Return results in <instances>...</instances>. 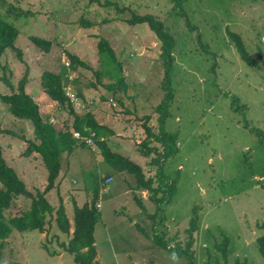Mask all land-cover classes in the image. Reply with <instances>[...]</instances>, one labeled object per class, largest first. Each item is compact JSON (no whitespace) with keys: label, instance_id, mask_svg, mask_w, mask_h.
I'll use <instances>...</instances> for the list:
<instances>
[{"label":"rangeland","instance_id":"rangeland-1","mask_svg":"<svg viewBox=\"0 0 264 264\" xmlns=\"http://www.w3.org/2000/svg\"><path fill=\"white\" fill-rule=\"evenodd\" d=\"M182 10H174L167 0H0V16L19 30L15 47L20 51L18 56L8 49L1 57L0 95L10 93L3 77L16 87L27 74L25 92L40 106L43 120L71 129L72 117L47 97L40 78L44 71L59 73L68 56L78 57L88 67L67 70L68 94H80L79 106L72 104L75 111L108 116L114 129L111 149L140 165L157 184L156 167L150 165L155 155L143 158L137 149L145 137L144 117L151 116L148 124L156 127L154 108L163 97L162 45L148 25L127 23L134 15L154 16L174 40L170 78L175 97L164 130L178 136V152L164 166L165 175L178 179L167 204L151 199L160 198V191L154 196L135 190L131 174L115 173L100 162L93 140V147L63 154L62 177L45 198L55 210L64 206L70 233H61L53 219L42 233L14 230L0 248V264H75L60 244L71 238L74 205L81 207L91 198L90 171L99 178L113 175L112 183L101 184L96 204L95 264H188L152 240L166 238L170 246H183L195 207L193 264H264L256 242L264 234V0H187ZM80 20L91 27H82ZM228 32L240 36L258 67L240 59ZM33 36L50 41L49 52L35 47ZM100 38L108 40L122 62L128 85L122 104L103 87L111 80L105 77L99 84L94 75L100 70ZM24 140H35L30 122L14 118L0 100L3 158L28 190H43L47 170L37 154L22 155ZM29 205L30 200L19 197L5 213L17 215ZM223 239L228 242L226 257L215 249Z\"/></svg>","mask_w":264,"mask_h":264},{"label":"trees","instance_id":"trees-1","mask_svg":"<svg viewBox=\"0 0 264 264\" xmlns=\"http://www.w3.org/2000/svg\"><path fill=\"white\" fill-rule=\"evenodd\" d=\"M172 4L174 10L181 11L183 4L187 0H167ZM258 1V0H253ZM107 7L114 6L112 3L106 2ZM117 9V6L115 7ZM183 11V10H182ZM179 12L185 17V12ZM129 25L146 24L150 31L157 37L162 45L161 56L164 60V76L161 83L163 97L159 105L154 108L156 127L152 128L148 123L151 121V116L144 117L142 124L144 139L139 143L137 151L143 158H148L151 154L155 157L151 159L150 165L156 167L155 177L158 183L155 184L154 177L145 175L143 168L131 161L129 158L121 154L112 152L107 144V138L113 134L112 130L106 126L100 125L94 116L87 112L83 116H79L75 111L70 98L65 94L67 86V70L77 69L78 67L87 68L88 66L76 56H68L69 67L63 66L59 73L44 71L41 74L40 86L47 97L61 109H66L72 117L71 129L66 126L64 130L49 122H45L39 112L38 104L33 98L25 92V86L28 82L27 74H25L14 87L8 79L3 77L4 83L10 87L9 94L0 95V100L8 106V112L18 120L29 121L32 126L34 141L24 140L27 147L23 152L24 157L37 154L40 157L45 169L47 170V183L43 190L30 191L26 184L19 178L13 168H11L3 158V149L0 144V248L8 239L11 233L15 230L18 232L37 231L42 233L45 225L53 219L57 229L68 235L70 233V223L66 216L65 209L62 205L55 210L45 198L55 187V181L61 170V158L63 154L71 155L78 148H85L86 144L83 141H77L72 137V131L78 132L83 138H91L96 148L99 151L104 165H107L115 173H129L135 178V186L137 189H143L149 193L156 195L160 191V198H153L157 204H167L171 201L176 193L177 178L171 179L164 173V166L170 157H173L178 152L177 134L169 133L164 130V124L170 116V106L174 100V90L171 84L170 72L173 66L172 50L174 48V40L170 34L163 30V24L155 19L154 16L134 15L127 20ZM80 25L84 28L91 27V24L80 20ZM19 35V30L6 20V17L0 16V60L6 50L10 49L17 52L20 56V51L15 47V41ZM233 45L239 54L240 59L248 66L258 67L256 61L250 56L243 44L239 35L228 32ZM31 43L41 49V51L49 52L52 44L39 37H30ZM97 54L99 59L100 70L94 73L97 83L101 84V80L105 77L111 80L110 83L103 87L106 92L111 93V96L122 104V98L127 95L128 85L125 82L122 62L116 56L108 40L104 38L98 39ZM95 86V84H91ZM80 97V94H77ZM77 96V97H78ZM237 110V109H236ZM12 136L17 134L13 131H7ZM19 139H24L22 136H16ZM262 142V140H261ZM91 177V185L87 186L91 193L90 200L81 207L74 205L73 207V231L71 238L65 244H60V248L64 252L72 256L75 264H95L96 251L94 246V228L98 222V211L96 204L98 202L101 184L106 179L99 178L93 171L88 172ZM264 189V187H263ZM23 197L30 200L29 208L19 212L17 215H6L12 203ZM137 202V205L143 210V204ZM197 207L193 209V215L188 220V226L185 229L187 238L183 246L177 244L170 246L165 238H156L153 243L156 246L166 250L170 255L175 257L185 258L188 264L194 263V255L191 248L194 245V233L197 230ZM55 215V216H54ZM54 216V218H52ZM48 217L50 218L48 221ZM153 215L150 216L152 218ZM147 236V233L142 232ZM222 243L216 246L218 253L226 257L227 240L223 239ZM259 252L264 257V234L256 240ZM223 264H227L224 262ZM234 264H247V261H235Z\"/></svg>","mask_w":264,"mask_h":264},{"label":"crops","instance_id":"crops-1","mask_svg":"<svg viewBox=\"0 0 264 264\" xmlns=\"http://www.w3.org/2000/svg\"><path fill=\"white\" fill-rule=\"evenodd\" d=\"M34 100V99H33ZM35 101V100H34ZM36 102V101H35ZM37 103V102H36ZM38 107H39V112L41 113V110H40V106L38 105ZM87 112H90L93 116H94V118H95V120L100 124V125H103V126H106L107 128H109L110 130H114L113 129V127H112V129H111V126H109L108 124H107V121H108V116L107 117H105L104 116V114H100V113H97V115L98 116H96L95 115V111H90V110H88ZM86 112V113H87ZM41 115V114H40ZM101 115V116H100ZM43 119V118H42ZM112 122H114V121H112ZM58 129V128H57ZM111 136H113V134L111 135ZM107 140V144H108V146H109V148L111 149V147H110V142H111V140L109 139V137L106 139ZM110 144V145H109ZM112 146V145H111ZM113 147V146H112ZM111 151L112 152H115V151H113L112 149H111ZM115 153H117V152H115ZM102 158V157H101ZM100 162H102V159L101 160H99ZM103 163V162H102ZM62 173H61V170H60V173H59V176L61 175ZM59 176H58V178H59ZM61 177H62V175H61ZM108 177H112L113 178V175H111L110 173L109 174H106V178H108ZM58 180V179H57ZM113 182V181H112ZM111 182V183H112ZM125 182H126V180H125ZM56 185V184H55ZM132 188H134L135 190L137 189L136 188V186H135V181H134V184H133V186H132ZM142 196L143 197H145V199H146V195H145V192H142ZM99 206H100V210H101V205L99 204ZM138 206V205H137ZM64 207V206H63ZM139 207V206H138ZM140 208V207H139ZM144 212V211H143ZM144 219L145 218H147V215H146V213L144 212ZM68 218V217H67ZM128 218H130V219H128V221H130V223L131 224H136L135 222L136 221H134L131 217H128ZM96 226H97V223H96V225H95V228H96ZM95 228H94V231H95ZM72 231H73V226H72ZM140 231H142V232H145L144 230H140ZM72 233V232H71ZM146 233V232H145ZM141 235H142V233H141ZM146 238V237H145ZM94 245H95V240H94ZM95 251H96V249H95ZM68 254V253H67ZM96 256H97V252H96ZM96 259V258H95Z\"/></svg>","mask_w":264,"mask_h":264},{"label":"built area","instance_id":"built-area-1","mask_svg":"<svg viewBox=\"0 0 264 264\" xmlns=\"http://www.w3.org/2000/svg\"><path fill=\"white\" fill-rule=\"evenodd\" d=\"M65 67H69V62H65L64 63ZM67 78H70L69 76ZM67 87V86H66ZM65 94L70 98V102L72 104H74L76 107L79 106L80 104V99L76 96V97H72L68 94V88H65ZM72 137L77 140V141H83L86 145L93 147V141L90 138H83L78 132L76 131H72ZM113 181L112 177H108L104 182H103V186L104 185H109L111 182Z\"/></svg>","mask_w":264,"mask_h":264},{"label":"clouds","instance_id":"clouds-1","mask_svg":"<svg viewBox=\"0 0 264 264\" xmlns=\"http://www.w3.org/2000/svg\"><path fill=\"white\" fill-rule=\"evenodd\" d=\"M173 258H175V257H173Z\"/></svg>","mask_w":264,"mask_h":264}]
</instances>
